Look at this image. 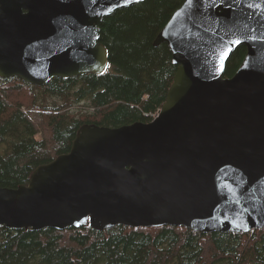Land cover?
<instances>
[{
    "label": "water",
    "instance_id": "95a60500",
    "mask_svg": "<svg viewBox=\"0 0 264 264\" xmlns=\"http://www.w3.org/2000/svg\"><path fill=\"white\" fill-rule=\"evenodd\" d=\"M143 1L0 0V77L43 85L105 73L101 22ZM162 43L178 69L158 117L83 125L28 184H0V226L264 228V0H185ZM241 46L246 57L227 77Z\"/></svg>",
    "mask_w": 264,
    "mask_h": 264
},
{
    "label": "trees",
    "instance_id": "16d2710c",
    "mask_svg": "<svg viewBox=\"0 0 264 264\" xmlns=\"http://www.w3.org/2000/svg\"><path fill=\"white\" fill-rule=\"evenodd\" d=\"M185 0H144L101 22L110 53L103 74L55 77L32 85L0 77V184L18 187L33 171L71 151L85 124L119 127L149 122L166 101L178 65L160 31ZM247 54L228 61L233 76ZM149 114V115H148ZM0 264H264V228L203 233L186 227L90 224L64 230L0 226Z\"/></svg>",
    "mask_w": 264,
    "mask_h": 264
},
{
    "label": "snow or ice",
    "instance_id": "6c2138e0",
    "mask_svg": "<svg viewBox=\"0 0 264 264\" xmlns=\"http://www.w3.org/2000/svg\"><path fill=\"white\" fill-rule=\"evenodd\" d=\"M252 5H249V7H251ZM257 7H259V5H257ZM232 43H234V44H239L240 43V41L239 40H235V41H233Z\"/></svg>",
    "mask_w": 264,
    "mask_h": 264
},
{
    "label": "rangeland",
    "instance_id": "374dc122",
    "mask_svg": "<svg viewBox=\"0 0 264 264\" xmlns=\"http://www.w3.org/2000/svg\"><path fill=\"white\" fill-rule=\"evenodd\" d=\"M152 119H153V118H152ZM152 119H151V120H152ZM151 120H150V121H151Z\"/></svg>",
    "mask_w": 264,
    "mask_h": 264
},
{
    "label": "bare ground",
    "instance_id": "6f19581e",
    "mask_svg": "<svg viewBox=\"0 0 264 264\" xmlns=\"http://www.w3.org/2000/svg\"><path fill=\"white\" fill-rule=\"evenodd\" d=\"M149 115V114H148Z\"/></svg>",
    "mask_w": 264,
    "mask_h": 264
}]
</instances>
